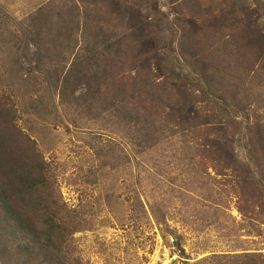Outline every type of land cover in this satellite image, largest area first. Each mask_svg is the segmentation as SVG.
Listing matches in <instances>:
<instances>
[{"label":"rangeland","instance_id":"obj_1","mask_svg":"<svg viewBox=\"0 0 264 264\" xmlns=\"http://www.w3.org/2000/svg\"><path fill=\"white\" fill-rule=\"evenodd\" d=\"M176 59L221 97L184 88L188 124ZM0 112V151L44 168L24 213L61 219L34 258L6 234L0 264H264V0H0Z\"/></svg>","mask_w":264,"mask_h":264},{"label":"trees","instance_id":"obj_2","mask_svg":"<svg viewBox=\"0 0 264 264\" xmlns=\"http://www.w3.org/2000/svg\"><path fill=\"white\" fill-rule=\"evenodd\" d=\"M148 43L152 45V49H155V45H153L154 40L150 39ZM109 51L110 47H107L106 51H101L95 55L90 53L89 56L79 64L81 68L76 66L78 74L75 76V80L69 78L64 79L61 86L62 90L64 92L70 91L72 94H75L79 90L81 77H91L90 74H93L94 71L99 72L105 61V52ZM187 65L190 70L185 73V66L180 60L176 59V65L171 69L174 79L181 83L177 85V88L183 98L181 102L178 103H181V106L177 112L180 120L186 124L193 119L192 116L195 114L191 102H189L183 90L189 84L200 90L203 96L206 99L208 98V101L211 100L210 97H212V99L216 98V101L221 100V97L214 96L209 82H206V85H202L201 83V80L206 76V66L203 70H198L192 63H188ZM223 106L224 109H221L217 116L223 118L222 125H226L231 121V119H226L227 117H225L227 116V112H229L230 105L226 102ZM105 111L114 112L117 117L123 116L121 110L118 109L117 102H112L111 106L105 108ZM0 114L2 113L0 112ZM124 118H126V116H124ZM143 118L144 126L150 124L148 118L144 116ZM136 119L138 120L139 117ZM141 132L143 134L148 133L145 128H142ZM223 138L230 142L229 138ZM215 145L222 150H224L223 147L226 146L220 140H217ZM229 149H231L230 145L229 148L227 147L228 151ZM6 154L7 151H0V215H3L2 223L6 226V228L0 229V252H7L8 248L5 246L3 238L6 234L10 233L11 237H14L13 242L16 243V248H20L25 251L29 257L34 258V255L39 254V252L42 253V248H44V250H53L54 238L56 233L60 230V225H57V222L61 219H59L56 213H53L48 207H45L43 210L45 219L43 224L34 221L26 211L24 213L26 196L29 194L34 195L40 190L39 187H43L45 184V176L42 173L44 168L42 165L34 166L30 163L20 164L11 157L9 162V159L5 157ZM54 205H56V203H54ZM18 236L23 238L22 243H19ZM23 243L25 245L24 247Z\"/></svg>","mask_w":264,"mask_h":264}]
</instances>
